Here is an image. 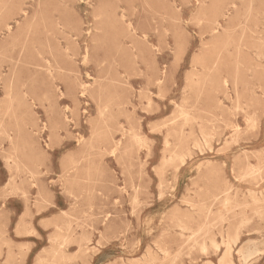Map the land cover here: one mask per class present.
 <instances>
[{
	"label": "rangeland",
	"instance_id": "374dc122",
	"mask_svg": "<svg viewBox=\"0 0 264 264\" xmlns=\"http://www.w3.org/2000/svg\"><path fill=\"white\" fill-rule=\"evenodd\" d=\"M0 63V264H264V0H0Z\"/></svg>",
	"mask_w": 264,
	"mask_h": 264
},
{
	"label": "bare ground",
	"instance_id": "6f19581e",
	"mask_svg": "<svg viewBox=\"0 0 264 264\" xmlns=\"http://www.w3.org/2000/svg\"><path fill=\"white\" fill-rule=\"evenodd\" d=\"M17 4V3H16ZM19 8V7H18ZM21 8V7H20ZM18 14V13H17ZM9 28H10V25H9ZM19 47V45H14V50H17V48ZM34 54V53H33ZM32 54V55H33ZM35 55V54H34ZM36 59V58H35ZM37 60H39V61H41L39 58L37 59ZM5 62V61H4ZM33 63V62H32ZM37 63V65H38V62H36ZM9 64L10 65H12V66H14L15 67V62H14V59L13 58H11V60L9 61ZM48 65V64H47ZM45 66V64L43 63L42 64V66H44L43 67V69H48L47 67L48 66ZM0 66L2 67V64L0 63ZM11 66V67H12ZM52 66V65H51ZM49 67V68H52V67ZM0 67V68H1ZM46 67V68H45ZM12 69H13V67H12ZM40 70L42 69V68H39ZM12 71H14V70H12ZM41 72L42 71H40V74H41ZM14 73V72H13ZM13 73L11 72L10 73V75L8 74V75H6V76H4L3 78H4V81L6 82V85H5V90L6 91H10V92H13L15 89H14V83L12 82V79H11V77H12V75H13ZM0 74H1V72H0ZM47 76V75H46ZM49 77V76H48ZM40 84V83H39ZM43 85V84H42ZM46 85V84H45ZM43 89V88H42ZM20 99H21V101L19 102L20 104H23L24 105V101H25V96L24 95H22V96H20ZM25 106V105H24ZM31 114H32V112H31ZM11 137V136H10ZM226 207V206H225ZM228 238V237H227ZM218 241V240H217ZM230 244V243H229ZM228 244V245H229ZM230 246V245H229ZM231 247V246H230ZM204 248V247H203ZM217 248V247H216ZM217 249H219V248H217ZM233 249V248H232ZM205 250V249H204ZM226 250V249H225ZM227 251V250H226ZM231 251V250H230ZM225 253H227V252H225ZM262 253V252H261ZM224 256V255H223ZM222 256V257H223ZM231 256V255H230ZM224 259V258H223ZM211 263V262H210Z\"/></svg>",
	"mask_w": 264,
	"mask_h": 264
}]
</instances>
